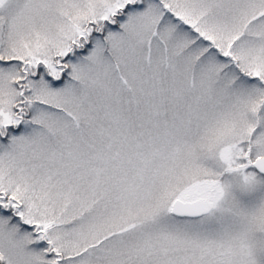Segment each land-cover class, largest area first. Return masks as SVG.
Here are the masks:
<instances>
[{"label":"snow or ice","instance_id":"6c2138e0","mask_svg":"<svg viewBox=\"0 0 264 264\" xmlns=\"http://www.w3.org/2000/svg\"><path fill=\"white\" fill-rule=\"evenodd\" d=\"M0 264H264V0H0Z\"/></svg>","mask_w":264,"mask_h":264}]
</instances>
